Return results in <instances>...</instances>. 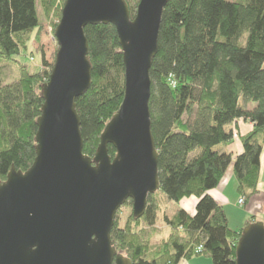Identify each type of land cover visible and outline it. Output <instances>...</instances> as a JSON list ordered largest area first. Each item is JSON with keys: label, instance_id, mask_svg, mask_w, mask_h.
Masks as SVG:
<instances>
[{"label": "trees", "instance_id": "16d2710c", "mask_svg": "<svg viewBox=\"0 0 264 264\" xmlns=\"http://www.w3.org/2000/svg\"><path fill=\"white\" fill-rule=\"evenodd\" d=\"M38 1L46 13L54 6L53 0H0V63L13 62L18 73L0 85V182L12 167L28 170L36 156L40 88L52 64L41 53V68L29 71L15 57L26 51L31 33L40 26ZM124 2L133 20L138 0ZM84 33L92 83L76 100V110L82 152L92 158L122 102L124 70L112 25L86 26ZM149 78L160 188L148 196L140 219L131 215L121 228L115 222L113 246L132 264H177L203 255L211 264H235L241 230L228 227L209 192L232 165L239 195L247 201L257 193L264 143V0H168ZM237 120L248 121L252 129L239 138L242 151L233 158L222 148L232 142L227 126ZM108 154L115 156L111 146ZM190 197L197 199L194 214L179 209L172 218L163 215L168 235L157 246L135 232L142 222L154 226L157 212L169 201Z\"/></svg>", "mask_w": 264, "mask_h": 264}, {"label": "water", "instance_id": "95a60500", "mask_svg": "<svg viewBox=\"0 0 264 264\" xmlns=\"http://www.w3.org/2000/svg\"><path fill=\"white\" fill-rule=\"evenodd\" d=\"M167 1L138 0L130 20L124 0H65L53 32L57 52L40 88L35 159L0 182V264H132L110 234L128 200L140 219L160 188L149 71ZM97 25L116 30L124 88L91 158L82 152L76 100L92 83L84 28ZM235 264H264L262 223L241 230Z\"/></svg>", "mask_w": 264, "mask_h": 264}, {"label": "rangeland", "instance_id": "374dc122", "mask_svg": "<svg viewBox=\"0 0 264 264\" xmlns=\"http://www.w3.org/2000/svg\"><path fill=\"white\" fill-rule=\"evenodd\" d=\"M234 1V0H229ZM54 6L49 12H44L41 2L38 1L37 9L39 15L40 26L35 29L30 36L25 52H21L20 56L15 57V60L29 68L30 70H38L41 68V53L46 58L48 63L53 65L55 54L57 52V45L53 37V32L56 25L59 23L61 10L65 0H53ZM245 35L240 43L243 44ZM18 76L16 65L13 62L0 63V85H6L16 79ZM233 211H238V208L230 207ZM182 209V203H175L169 201L165 209L157 212V219L154 226H147L145 223H140L135 229L139 233L141 239L148 241L153 247L157 246L159 241L165 239L168 235V228L164 224L162 216L166 215L172 218L177 211ZM230 211V209H229ZM232 212V211H230ZM132 215V205L126 202L116 214V223L121 228L125 225L127 219ZM233 227V226H232ZM190 264H211V259L206 256L191 257L187 259Z\"/></svg>", "mask_w": 264, "mask_h": 264}, {"label": "crops", "instance_id": "0c3cea01", "mask_svg": "<svg viewBox=\"0 0 264 264\" xmlns=\"http://www.w3.org/2000/svg\"><path fill=\"white\" fill-rule=\"evenodd\" d=\"M247 107L252 108L253 106L248 105ZM227 129L232 131L233 140L227 146H223L222 151L231 153L234 158L242 151L239 138L251 131L252 124L248 121L237 120L227 126ZM257 187V193L247 201L244 200V204L239 206L238 200L242 196L237 192V181L231 165L217 188L209 192V195L223 209L228 227L232 231L237 232L254 223H262L264 225V143L260 157V178ZM179 203H182V209L189 215L194 214L197 199L190 197L183 199ZM230 207L238 208L239 210L233 211ZM177 264H190V261L182 259Z\"/></svg>", "mask_w": 264, "mask_h": 264}, {"label": "built area", "instance_id": "2783aa9c", "mask_svg": "<svg viewBox=\"0 0 264 264\" xmlns=\"http://www.w3.org/2000/svg\"><path fill=\"white\" fill-rule=\"evenodd\" d=\"M173 82H171V85L173 86ZM244 204V198L241 197L239 200H238V205L239 206H242ZM201 251V247H197L196 250H195V253H199Z\"/></svg>", "mask_w": 264, "mask_h": 264}]
</instances>
